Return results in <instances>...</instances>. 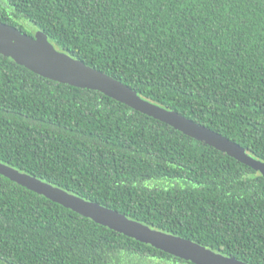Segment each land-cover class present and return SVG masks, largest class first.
<instances>
[{
    "label": "trees",
    "instance_id": "trees-1",
    "mask_svg": "<svg viewBox=\"0 0 264 264\" xmlns=\"http://www.w3.org/2000/svg\"><path fill=\"white\" fill-rule=\"evenodd\" d=\"M0 23L264 162V0H0ZM0 163L264 264V177L104 94L0 54ZM0 264H194L0 174Z\"/></svg>",
    "mask_w": 264,
    "mask_h": 264
},
{
    "label": "water",
    "instance_id": "water-1",
    "mask_svg": "<svg viewBox=\"0 0 264 264\" xmlns=\"http://www.w3.org/2000/svg\"><path fill=\"white\" fill-rule=\"evenodd\" d=\"M0 54L35 74L64 85L97 91L131 109L160 121L184 135L210 146L264 177V162L250 156L225 137L139 96L132 88L58 51L44 33L34 37L0 23ZM0 174L112 231L194 264H248L227 257L191 240L152 229L127 216L87 201L36 177L0 163Z\"/></svg>",
    "mask_w": 264,
    "mask_h": 264
}]
</instances>
